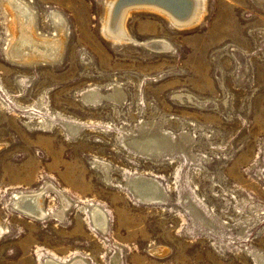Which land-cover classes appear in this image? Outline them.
Returning <instances> with one entry per match:
<instances>
[{"label":"rangeland","instance_id":"rangeland-1","mask_svg":"<svg viewBox=\"0 0 264 264\" xmlns=\"http://www.w3.org/2000/svg\"><path fill=\"white\" fill-rule=\"evenodd\" d=\"M19 1L64 36L13 61L0 0V264H264V0L134 11L121 39L108 0Z\"/></svg>","mask_w":264,"mask_h":264},{"label":"bare ground","instance_id":"bare-ground-1","mask_svg":"<svg viewBox=\"0 0 264 264\" xmlns=\"http://www.w3.org/2000/svg\"><path fill=\"white\" fill-rule=\"evenodd\" d=\"M119 1L120 2L118 4L116 10H113L114 5L117 2V0H108L107 5H106V9H105L106 13H105V17H104L105 23H106V24H104V26L106 25L107 31L110 33H113L115 37H116V35H118L117 36L118 39H121V37H122L121 33H122L123 29L125 28V24H124L125 21L124 20L127 19L126 17L131 15L132 12H134V11L157 13L158 15L164 17L169 22L174 23L175 26H176V24L179 26H180V24L182 26L183 25L188 26L190 24V22L189 23L187 22L188 19H191L194 16H197V18L200 19V17H203L205 14V10H203V7L201 6L205 0L203 1V3L201 1V5H198V6H195V4H193L194 1L196 2V0H119ZM134 1H157V3H160L159 5H161V6L151 4V3H144V4L131 3L130 5H126L127 3L134 2ZM191 3L193 4V7L191 10V14L189 15V12L191 9V5H190ZM198 3H200V2L198 1ZM122 6H124V7L121 8ZM199 6L202 7L203 11H200V9L198 10ZM7 10L9 12V16H10L9 32H10V36H11L10 37L11 43L9 44L10 46H8L9 48L7 50V53H8V56L13 61H15V59H16V60H22V62L24 64H32V63H36L39 61L54 60L58 56H60L62 37L64 36V26L62 23L63 18H61V16H59L57 14L54 15V24L56 25L55 31H57L58 35L60 36L59 39H55V38L45 37L38 32V28L36 27V24H35L34 13L29 8L28 4H26L24 2L21 3V1H19V0H8ZM185 22H187V23H185ZM192 24H193V22L191 23V25ZM43 25H45V24H43ZM125 30L127 32L126 28H125ZM123 36H124V33H123ZM126 37H128V36H126ZM112 39L114 40V38H112ZM124 39L129 40V37L124 38ZM124 39H123V41H125ZM161 40H159V39H152L151 40L150 39L149 42L145 41L146 42L145 44H147V46H150V47L153 46L154 49L156 47H158L160 49H165L168 43L164 44L163 40L162 41ZM113 42L117 43V41H113ZM118 42H120V41L118 40ZM27 199L28 198H26V200ZM24 200L21 201V203L23 202V205L26 206V207H24L25 208L24 210H26L29 207L34 208L33 203H34V206H35V203H39V205H42L41 200H39V196H38V198L36 196L34 197L35 202L30 200L32 202L30 204L31 206L28 204L30 201H28L26 203ZM38 207L37 206L35 207L36 212L35 211L34 212H35V215H37L39 217V216H41L42 210L40 207H39L40 209ZM29 212L31 213V211H29ZM27 213H28V211H27ZM98 217H99L98 219L101 220V218L105 217V216H102L100 213V216H98ZM102 220H103V218H102ZM95 225H97V224H95ZM47 264H57V263L49 260Z\"/></svg>","mask_w":264,"mask_h":264},{"label":"water","instance_id":"water-1","mask_svg":"<svg viewBox=\"0 0 264 264\" xmlns=\"http://www.w3.org/2000/svg\"><path fill=\"white\" fill-rule=\"evenodd\" d=\"M119 0H117V2L115 3V5H114V9L113 10H116V8H117V6H118V4H119ZM131 3H136V4H144V3H151V4H155V5H159L160 3H157V1H134V2H130V3H127L126 5H130ZM191 5V9H190V12H189V15L191 14V10H192V7H193V4L191 3L190 4ZM125 6V5H124ZM124 6H122L121 8H123ZM159 6H161V5H159ZM120 8V9H121ZM188 15V16H189ZM187 16V17H188Z\"/></svg>","mask_w":264,"mask_h":264}]
</instances>
